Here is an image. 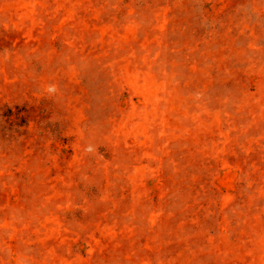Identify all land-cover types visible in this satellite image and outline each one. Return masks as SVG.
<instances>
[{
    "label": "rangeland",
    "instance_id": "1",
    "mask_svg": "<svg viewBox=\"0 0 264 264\" xmlns=\"http://www.w3.org/2000/svg\"><path fill=\"white\" fill-rule=\"evenodd\" d=\"M0 264H264V0H0Z\"/></svg>",
    "mask_w": 264,
    "mask_h": 264
}]
</instances>
